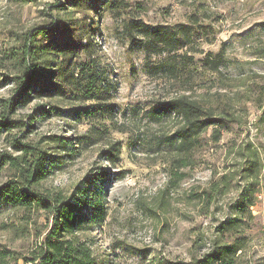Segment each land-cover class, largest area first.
Here are the masks:
<instances>
[{"label":"rangeland","instance_id":"rangeland-1","mask_svg":"<svg viewBox=\"0 0 264 264\" xmlns=\"http://www.w3.org/2000/svg\"><path fill=\"white\" fill-rule=\"evenodd\" d=\"M105 3L81 15L69 0H0V62L29 30L76 18L98 33L95 59L111 84L96 101L54 98L19 107L11 120L23 126L0 135V153L14 154L16 140L64 158L36 185L44 197L66 199L81 190L98 196L102 215L88 214L77 234L98 264H190L219 240L245 243L235 264H264V0ZM131 24L184 25L192 43L173 59L147 53L132 44L130 36L141 37L130 33ZM206 59L219 63L218 70ZM12 72L0 66V74ZM1 86L0 101L8 100L12 89ZM181 97L198 102L207 120L223 119L220 140L212 138L211 126L190 154L177 150L181 118L166 103ZM44 106L47 119L29 122ZM84 108L107 113L78 115ZM252 152L261 166L254 180L244 172ZM11 175L0 173V184ZM52 217L2 205L0 246L15 253L18 264H32L23 258L37 249ZM232 220L238 232L217 236L216 228Z\"/></svg>","mask_w":264,"mask_h":264},{"label":"trees","instance_id":"trees-1","mask_svg":"<svg viewBox=\"0 0 264 264\" xmlns=\"http://www.w3.org/2000/svg\"><path fill=\"white\" fill-rule=\"evenodd\" d=\"M30 3L34 0H18ZM70 7L84 15L88 9L95 10L106 4L105 0H69ZM89 5V6H85ZM86 7L87 9H84ZM90 11V10H88ZM130 33L137 32L141 39L131 37L147 53L167 55L173 59L178 52L192 43L190 30L180 25L177 29L168 27L148 28L139 24L129 25ZM95 30L88 31L78 23V19L56 20L44 26L29 30L17 39L16 47L4 54L0 62L1 69L9 66L13 71L10 76L2 75L0 85L11 87L12 95L8 100L0 101V135L11 132L23 124L11 120L19 107L33 100L66 98L69 101H96L101 98L103 89L111 88L105 81L95 59ZM82 56L86 58L81 59ZM3 61V62H2ZM205 64L217 71L220 64L206 59ZM168 65V64H167ZM174 72L175 65L169 64ZM162 66L158 67L160 70ZM37 107L28 117L34 123L37 118L47 119L49 109ZM99 109V106L97 107ZM166 108L181 118L182 127L176 132L177 150L190 154L199 144V136L213 126L212 138L220 140L226 125L221 118L207 120L205 110L198 102L181 97L166 103ZM89 108L80 110L81 114L102 117V113ZM77 115V116H78ZM26 128H32L31 123ZM63 142H70L67 138ZM11 147L15 153H0V173L8 169L12 175L5 183L0 184V208L2 205L12 210H43L52 215L48 233L43 237L30 258H23L25 263L32 264H98L93 258L90 245L80 241L77 234L90 220L89 215H102L103 209L98 196L90 195L84 190L80 194L72 193L66 199L59 195L44 197L35 192L36 185L53 174L54 168L61 167L64 158L48 155L30 144L13 140ZM113 155V154H111ZM116 158V156H113ZM258 154L248 155L249 168L245 169V178L254 180L260 171ZM78 190V189H76ZM91 210V211H90ZM91 212V213H88ZM89 214V215H88ZM236 221L222 223L216 228L220 238L225 234L238 232ZM245 243L240 240L227 244L219 240L190 264H235L238 253ZM18 256L0 246V264H18Z\"/></svg>","mask_w":264,"mask_h":264}]
</instances>
